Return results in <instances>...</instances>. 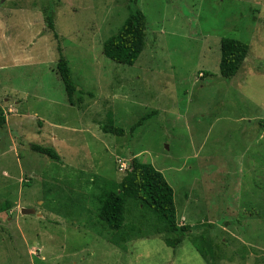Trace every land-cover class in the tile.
Wrapping results in <instances>:
<instances>
[{"label": "rangeland", "instance_id": "374dc122", "mask_svg": "<svg viewBox=\"0 0 264 264\" xmlns=\"http://www.w3.org/2000/svg\"><path fill=\"white\" fill-rule=\"evenodd\" d=\"M132 7L146 42L130 66L101 46ZM226 36L248 45L231 78L218 69ZM0 107V264H264V0H0ZM107 111L123 135L102 131ZM133 156L162 173L190 226L175 247L113 244L97 220L96 195L125 174L115 160Z\"/></svg>", "mask_w": 264, "mask_h": 264}, {"label": "trees", "instance_id": "16d2710c", "mask_svg": "<svg viewBox=\"0 0 264 264\" xmlns=\"http://www.w3.org/2000/svg\"><path fill=\"white\" fill-rule=\"evenodd\" d=\"M51 18L50 15L46 16L47 25L52 30L53 36L57 37ZM145 27L146 18L143 12L138 8H130L118 31L103 41L102 54L116 63L133 65L145 47ZM56 49L58 52L56 71L63 84L66 100L72 104L76 86L72 81L67 59L61 52L59 41H57ZM219 51V74L222 78H231L240 69L246 57L248 45L234 37H221ZM143 119L145 117L138 119L130 127V132H133ZM4 124L5 119L0 107V129L4 127ZM101 128L104 133L114 135L125 133L122 127L114 124L110 111L106 112V121ZM30 148L50 159H57L54 151L48 147L31 144ZM130 162L131 169L125 171L117 184L101 189L96 195L97 220L101 223L102 229L110 235L109 240L113 244L136 234L148 237L160 235L167 246L175 247L189 232L190 226L177 224L172 188L162 173L151 163L141 162L136 156H133ZM0 206H2L1 203ZM134 215L135 222H132L130 218ZM195 241L198 249L204 250V253L212 260L211 243L210 247L205 246L209 245L206 243V236L203 235Z\"/></svg>", "mask_w": 264, "mask_h": 264}, {"label": "built area", "instance_id": "2783aa9c", "mask_svg": "<svg viewBox=\"0 0 264 264\" xmlns=\"http://www.w3.org/2000/svg\"><path fill=\"white\" fill-rule=\"evenodd\" d=\"M118 172H125L128 169L129 162L125 158H118L116 160Z\"/></svg>", "mask_w": 264, "mask_h": 264}, {"label": "water", "instance_id": "95a60500", "mask_svg": "<svg viewBox=\"0 0 264 264\" xmlns=\"http://www.w3.org/2000/svg\"><path fill=\"white\" fill-rule=\"evenodd\" d=\"M20 213H22V214H32V213H34V210L30 209V208H21L20 209Z\"/></svg>", "mask_w": 264, "mask_h": 264}, {"label": "crops", "instance_id": "0c3cea01", "mask_svg": "<svg viewBox=\"0 0 264 264\" xmlns=\"http://www.w3.org/2000/svg\"><path fill=\"white\" fill-rule=\"evenodd\" d=\"M15 103V106H17V104H16V102H14ZM1 109H2V111H3V108L1 107Z\"/></svg>", "mask_w": 264, "mask_h": 264}]
</instances>
